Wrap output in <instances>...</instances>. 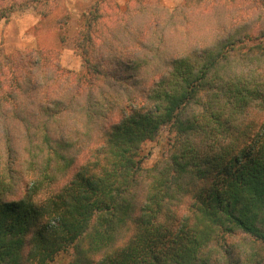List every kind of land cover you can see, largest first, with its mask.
I'll list each match as a JSON object with an SVG mask.
<instances>
[{
  "label": "trees",
  "instance_id": "1",
  "mask_svg": "<svg viewBox=\"0 0 264 264\" xmlns=\"http://www.w3.org/2000/svg\"><path fill=\"white\" fill-rule=\"evenodd\" d=\"M51 1L12 3L0 10V22L18 9ZM103 3L83 14L86 29L78 34L90 68L100 69L91 59L97 40L114 30ZM246 25L164 61L158 45L166 37L159 36L150 59L134 58L133 88L143 82L139 73L146 66L143 72L152 77L136 97L126 96L118 122H98L104 106L96 95L74 112L83 123L81 134H93L92 145L79 140L77 131L69 137L60 132L72 112L64 87L52 100H32L43 93L37 72L23 77L17 66L27 60L38 68L49 52L6 56L9 68L0 62V264H52L70 250V264L264 263V119L252 120L254 110L264 115V30L254 36ZM121 79L111 77L113 83ZM79 81L69 74L65 79L72 92ZM23 100L34 111L23 108ZM19 127L33 175L21 197L14 137ZM165 127L175 141L145 169L141 149ZM74 166L61 189L42 197Z\"/></svg>",
  "mask_w": 264,
  "mask_h": 264
},
{
  "label": "rangeland",
  "instance_id": "2",
  "mask_svg": "<svg viewBox=\"0 0 264 264\" xmlns=\"http://www.w3.org/2000/svg\"><path fill=\"white\" fill-rule=\"evenodd\" d=\"M20 1L22 0L0 3V10L10 7L12 3L19 5ZM97 1L99 0H52L48 5L40 4L37 7L31 4L26 9L14 11L9 20L0 22V62L9 68L5 60L6 56L17 60L20 55L31 52H49V61L45 63L39 61L38 68L28 64L27 60H23L17 67L23 77L29 70L37 72L43 93L38 98H32L36 102L56 98L59 94L58 87H64L62 94L68 103L70 102L72 112L66 115V125L60 132L69 137L70 133L74 134L73 132L77 131V138L90 145L94 142L93 134H89L88 137L81 134L83 123L75 119L74 112L80 105L86 104L89 96L96 95L97 99L95 97L94 99L100 102V107L104 106L102 115L96 117L98 122L102 126L118 122L126 96L134 94L136 97L138 90L145 87L152 77L150 72H143L146 71V66L139 73L143 82L133 88V80L129 77L133 73L131 66L134 58L139 56L150 59L154 47L158 45L159 36L166 37L164 43L158 45L162 50L158 54L159 59L164 61L180 57L195 46L208 47L211 41L218 37L222 38L232 28L240 25L247 24L245 27L254 36L264 30L262 0H102L103 10L110 15L109 19L114 25V30L101 41L97 40L96 48L99 50L91 54V59L94 64H100V69L97 65L90 68L78 48L79 43L81 49L85 48L84 42L79 40L78 43V34L86 29L83 14ZM44 13L49 15L44 16ZM109 19H105V22ZM154 21L156 24L153 26ZM158 23H160L159 27H157ZM102 27L100 25L97 28L98 32ZM102 41L106 44L103 45ZM127 65L130 67L128 68ZM57 69L60 70L58 74ZM96 70H99L100 74ZM68 74L80 79L77 92H72L67 87L65 79ZM119 76L123 77L121 82L111 81V77ZM110 83L112 88L109 87ZM22 99L26 98L21 97L20 101ZM23 101V108L34 111L33 105L27 100ZM113 102L119 103L118 107L112 109L109 104ZM253 113V121L260 122L264 119L263 113L258 114L256 110ZM19 129L14 137L17 150L16 170L19 178L16 183L19 188L16 196L21 197L25 183L29 184L33 175L28 164L26 145L22 140V128ZM78 139L75 155L77 165H81L84 153L79 150L81 142ZM174 141L175 134L169 127H165L155 140L144 144L141 149L144 168L150 169L160 162L168 154ZM75 168L77 167L74 166L65 175H58L57 181L49 190L43 191L42 197L61 189L71 179ZM13 198L10 195L7 199L13 200ZM128 238L127 236L126 239ZM27 251L28 248L24 250V255ZM73 259L74 253L70 250L59 255L52 264H70Z\"/></svg>",
  "mask_w": 264,
  "mask_h": 264
}]
</instances>
